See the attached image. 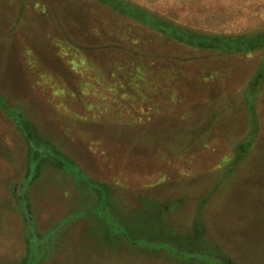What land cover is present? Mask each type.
Returning a JSON list of instances; mask_svg holds the SVG:
<instances>
[{"label":"rangeland","instance_id":"obj_1","mask_svg":"<svg viewBox=\"0 0 264 264\" xmlns=\"http://www.w3.org/2000/svg\"><path fill=\"white\" fill-rule=\"evenodd\" d=\"M115 1L0 0V264H264V0Z\"/></svg>","mask_w":264,"mask_h":264},{"label":"trees","instance_id":"obj_2","mask_svg":"<svg viewBox=\"0 0 264 264\" xmlns=\"http://www.w3.org/2000/svg\"><path fill=\"white\" fill-rule=\"evenodd\" d=\"M107 1L108 3H110L113 6V9L122 13V14H126L129 15L132 18H136V19H143L142 15H141V11L139 8H136L134 5H127L125 3H119L115 0H104ZM129 9V10H126ZM126 10V11H125ZM161 24V23H160ZM173 36H178L179 39H183V40H189V41H196L198 42L197 44L199 45H203L207 44V40L208 37H205L204 34L203 35H195V34H188V33H180L179 34H175L173 33ZM249 35L245 36V35H241V37H237L238 39H234V38H229V37H222V39H218V38H213L210 43L214 46V48H220L221 46L224 47V49H234V50H238V51H250L253 49H258L260 47H264V35H259L257 36L258 39L254 38V36H250ZM221 44V45H220ZM200 250V249H199ZM189 254H192V252H190ZM201 253L198 252L197 255H200ZM202 257L204 258L205 262L208 264H211V257L207 256L205 257V254L203 253ZM215 258V257H212ZM217 259V258H215ZM218 264H222L220 261H218Z\"/></svg>","mask_w":264,"mask_h":264}]
</instances>
